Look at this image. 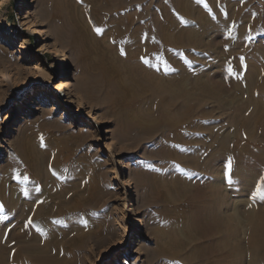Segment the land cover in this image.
Segmentation results:
<instances>
[{"label":"rangeland","instance_id":"1","mask_svg":"<svg viewBox=\"0 0 264 264\" xmlns=\"http://www.w3.org/2000/svg\"><path fill=\"white\" fill-rule=\"evenodd\" d=\"M180 6L195 28L200 10L247 22L238 36L230 21L229 47H173L159 39L178 40ZM113 66L122 90L107 83ZM136 69L179 74L200 100L179 116L171 93L132 94ZM29 138L49 151L23 172ZM1 189L0 264H41L28 239L43 264H248L250 212L264 210V0H0Z\"/></svg>","mask_w":264,"mask_h":264},{"label":"bare ground","instance_id":"2","mask_svg":"<svg viewBox=\"0 0 264 264\" xmlns=\"http://www.w3.org/2000/svg\"><path fill=\"white\" fill-rule=\"evenodd\" d=\"M205 1V0H204ZM223 2H224V0H223ZM206 3V2H205ZM217 3V2H216ZM230 3H231V1H230ZM210 4V3H209ZM232 4H233V2H232ZM231 4V5H232ZM212 5V4H211ZM213 5H215L214 4V2H213ZM227 5L228 4H226V7H227ZM233 5H235V4H233ZM239 5H241V4H239ZM244 5V4H243ZM187 7V6H186ZM233 7H235V6H233ZM241 7V6H240ZM239 7V8H240ZM244 7V6H243ZM242 7V8H243ZM230 8H232V7H230ZM229 8V9H230ZM245 8V7H244ZM203 9V8H202ZM221 10V9H220ZM234 10V9H233ZM242 10V9H241ZM185 11H186V9H185ZM213 11V10H212ZM212 11H210V14H212V16L214 17H210V15H208V14H206V13H204V11H202V10H200V11H198V20L196 21L197 22V27L195 28L194 26L193 27H191L190 26V24H188V17H187V14L186 13H184V10L182 9V7L180 6V9H179V14L181 15V17L182 18H186V21H181V26L179 27V30H178V35H179V37H178V40L176 41V42H174V41H172L171 39H169V37H161L159 40L160 41H164V43L166 44V45H169V46H173V47H180V48H187V49H192V48H196V49H199V50H201L202 48H204L203 46H204V44L206 43H208V44H211V46H213V47H221V45L223 46H227V47H229L228 46V44H227V42L229 41V36H231L232 37V32L231 31H229L228 29H229V26H230V21L231 20H234L235 21V27H234V30L233 31H235L237 34H238V36H240V33L243 31L242 29H241V25H243V24H246V22H247V19H246V17L245 16H243V15H240L239 16V14L240 13H235V14H232V13H230V12H222V15L221 14H219V13H217V12H212ZM216 11V10H215ZM236 11V10H235ZM239 11V10H238ZM231 12H232V10H231ZM237 12V11H236ZM243 12V11H242ZM241 12V13H242ZM196 13V12H195ZM221 13V12H220ZM244 13V12H243ZM249 16H250V14H249ZM249 16H248V18H249ZM251 17V16H250ZM248 21H250V20H248ZM190 22H191V20H190ZM189 22V23H190ZM183 23V24H182ZM171 24H172V22H171ZM171 24H170V26H171ZM254 24V23H253ZM180 25V24H179ZM73 26V25H72ZM249 26V25H248ZM169 27V26H168ZM212 28L213 30H216V32H218V34H219V37H212L211 39H209V42H206V40H204V39H202V38H200V34H202L203 32H204V30H206V29H208V28ZM74 28L76 29V32H77V30H78V27L76 28L75 26H74ZM172 28H173V26H172ZM171 28V29H172ZM160 29V31L161 30H163L162 28H159ZM211 30V29H210ZM74 31V30H73ZM137 31V30H136ZM164 32H166L167 30H163ZM163 31H161V33L163 34ZM170 31V30H169ZM172 31V30H171ZM212 31V30H211ZM209 32V31H208ZM246 32V31H245ZM243 33V32H242ZM132 34H134V32L132 33ZM142 35H143V37H142ZM205 35V34H204ZM243 36V35H242ZM146 36H144V34H141L139 31L138 32H136L135 33V35H134V37H133V39H140V40H145L146 42H148L147 44H146V46H154L155 45V41L157 40H155V38L154 37H150L149 38V40H147L146 38H145ZM241 38H243V37H241ZM175 39V38H174ZM139 40V41H140ZM240 40V39H239ZM239 40H234V41H232L231 42V44L230 45H232L231 47H233V46H237L238 44H239ZM137 41V40H136ZM144 42V41H143ZM245 42V41H244ZM244 42H243V44H244ZM229 43V42H228ZM207 46V45H206ZM210 46V45H209ZM240 47V46H239ZM151 48V47H150ZM207 49V48H206ZM206 49H204V50H206ZM211 49V48H210ZM232 58V57H231ZM129 59V58H128ZM181 59V58H180ZM222 59V62L224 63L225 61H227L228 59H229V56L227 55V56H223V58H221ZM222 63V64H223ZM250 64H251V62H250ZM253 64V63H252ZM253 66V65H252ZM251 66V67H252ZM119 67V66H118ZM116 67L115 66H113L111 69H110V73L109 74H107L108 75V77H107V83L110 85V87H111V89H113V90H115V89H117V90H122V88H125V83H123V81L122 82H119L118 80H116V74H117V71H116V69H115ZM138 68V67H137ZM141 68V67H140ZM140 68H138V69H140ZM261 68V67H260ZM118 70H119V68H117ZM146 69V68H145ZM143 70V69H142ZM146 70H148V69H146ZM144 71L145 73L143 74V73H141L140 72V70H135L134 71V73H133V79H132V81H134V84H133V87H127L128 89H130V91L132 92V94L133 93H135V94H137V95H140V93L141 92H143V91H146V93H147V91H149L150 90V88H151V86H152V88H155V90H158V91H160V95L161 94H166V93H171V95H172V97H173V99L172 100H174V101H181L180 103H181V105H180V112H181V114H179V116H181L182 115V113L183 112H187V111H189L188 109L190 108V106H191V104L192 103H194L195 101H199L200 99H198L193 93H188V92H186V91H184V90H182V91H179L178 90V87L177 86H179L178 84H179V82H180V76H179V74H177V75H175V74H173L174 76H172V77H169V78H171L170 80H169V78L167 79V77L165 76H162V78L160 77L159 79L157 78V76H148V75H145V74H147L148 73V71ZM152 71V70H151ZM156 71V70H155ZM154 71V72H155ZM254 72V70L253 69H251V71H250V74H248V75H250V76H252V73ZM261 72V71H260ZM153 73V72H152ZM249 73V72H248ZM263 72H261L260 74H262ZM156 74H157V72H156ZM259 74V73H258ZM184 75V74H183ZM106 76V75H105ZM170 76V75H169ZM182 76V75H181ZM258 77V76H257ZM104 78V77H103ZM256 78V77H255ZM259 79H260V76H259ZM245 80V79H244ZM95 81V80H94ZM130 81V80H129ZM163 81H167V84H164V82ZM246 81V80H245ZM217 82V81H216ZM133 83V82H132ZM201 83V82H200ZM249 83V82H248ZM182 83H180V85H181ZM187 84V83H186ZM188 85V84H187ZM199 85V84H198ZM219 85V84H218ZM256 85H258V82H257V84ZM182 86V85H181ZM189 86V85H188ZM242 86H244V85H242ZM242 86H239L240 88L242 87ZM150 87V88H149ZM201 87H203L202 85H201ZM207 87V86H206ZM250 87V86H249ZM187 89H189V88H187ZM211 88H209V92L211 91L210 90ZM198 90V89H197ZM208 89H203V91L205 92H208L207 91ZM238 90V89H237ZM127 91V90H126ZM201 91V90H200ZM114 92V91H113ZM128 92V91H127ZM195 92V91H194ZM198 92V91H197ZM202 92V91H201ZM203 93V92H202ZM145 94V93H144ZM142 95V94H141ZM207 95V94H206ZM169 97V96H168ZM167 98V97H166ZM238 100H239V98H238ZM179 107V106H178ZM52 109V108H51ZM55 110V109H54ZM153 122V121H152ZM176 122V120H175V118H171V120H170V122L169 123H171V124H174ZM181 124V123H180ZM225 124V123H224ZM224 124L222 123H220V121H219V124L217 125V126H214V127H211V128H213V130H216V128H218V129H224L225 128V126H224ZM179 125V124H178ZM243 125H244V123H243ZM174 126V125H173ZM209 133H211V131H212V129H209ZM217 131V130H216ZM213 132V131H212ZM208 133V134H209ZM213 136V135H212ZM226 138H227V134H224L223 133V135L221 136V139L220 140H223V141H225L226 140ZM228 139H229V137H228ZM199 141V140H198ZM203 142V141H202ZM206 142V141H205ZM204 143V142H203ZM205 144V143H204ZM225 147V146H224ZM242 147V146H241ZM222 150V149H221ZM237 150V149H236ZM243 150V149H242ZM48 151H49V149L48 148H46V145H42V144H40L39 143V141H36V138H29V139H27L26 140V142H25V145H24V148H23V150L21 151V156H22V161H21V166H22V171L23 172H27L26 170H28V169H33V170H35V169H37V164L35 163V161H36V158L37 157H40L41 156V158L42 157H44L46 154H47V156H48ZM244 151V150H243ZM241 153V152H240ZM237 157V156H236ZM237 159H238V162L240 163V162H242L241 160H243L242 158H239V157H237ZM43 159H41V161H42ZM53 163H54V165L56 166V167H60V163H58V161H57V159H54L53 158ZM42 162H44V161H42ZM196 171H198V170H196ZM22 172V173H23ZM108 173H110L109 171H108ZM24 174V173H23ZM11 175V174H10ZM251 175V174H250ZM245 181H246V183H247V180L246 179H244ZM250 180V179H249ZM245 181H242L243 182V184H242V186H244V183H245ZM187 187V186H186ZM235 187H237V186H235ZM234 187V188H235ZM185 188V187H184ZM188 189V188H187ZM216 189H218V188H216ZM231 189H233V187L231 188ZM236 189V188H235ZM234 189V190H235ZM220 190H222V189H220ZM239 190V189H238ZM241 190V189H240ZM184 191V190H183ZM217 191V190H216ZM215 191V192H216ZM229 191V194H232V192H230V191H233V190H228ZM189 192H190V190H189ZM221 191H219V193H220ZM0 193H3V191H2V189L0 190ZM214 193V192H213ZM217 193H218V191H217ZM221 194V193H220ZM1 195V194H0ZM222 195H223V193H222ZM221 195V196H222ZM224 195H225V193H224ZM224 195H223V197H224ZM227 195V194H226ZM233 195V194H232ZM218 196V195H217ZM221 196H220V199H221ZM229 198V197H228ZM260 199V198H259ZM226 200V199H225ZM262 201V200H261ZM221 202V201H220ZM227 202V201H226ZM221 204V203H220ZM227 204V203H226ZM71 205V204H70ZM223 206V205H222ZM221 206V207H222ZM228 206V205H227ZM227 206H225V207H227ZM72 208L71 209H69V211L67 212V214L68 213H70V214H72V212L73 211H75L76 210V208L78 207V204H74V205H72L71 206ZM250 207V206H249ZM257 209V208H256ZM262 209V208H261ZM66 210H68V209H66ZM221 210V209H220ZM249 210V209H248ZM262 211V210H261ZM261 211H258L257 212V210L255 211H251L250 213H251V215H250V220H251V224L252 225H250L251 226V236H250V238H249V249H250V251H248V252H250V258L249 259H251V261H249L248 262V264H264V210H263V212H261ZM18 213V212H17ZM21 213V212H20ZM60 213H62V210H60ZM19 214V213H18ZM18 214H16V216H18ZM229 214V213H228ZM20 215V214H19ZM216 219V218H215ZM218 219V218H217ZM235 220V222H239V218L237 217V218H234ZM217 221V220H216ZM141 224H142V222H141V220L138 218V220H137V223H136V227L137 228H139L140 226H141ZM224 225V224H223ZM228 225V224H227ZM232 225V224H231ZM234 227H229V229H228V231H229V237L230 238H232V240L233 239H235L236 237H235V230L233 229ZM34 236V235H33ZM34 238H36L35 236L33 237V239ZM41 238V237H40ZM21 239V238H20ZM238 239V238H237ZM35 240V239H34ZM40 240V239H39ZM231 240V241H232ZM235 241V240H234ZM29 242H31V240H29L28 239V241L27 240H19L18 241V243L20 244V248L22 249V250H28V251H23V252H26V253H28V252H32L33 253V255L31 256V258L32 259H34V260H39L38 262H41V264H43V261H41V258L39 257L40 255H44L43 254V252H44V247H43V245H42V243L39 241V243L37 242V239L34 241L35 243H33V244H36L34 247H30L29 245H28V243ZM37 242V243H36ZM2 243V242H1ZM32 243V242H31ZM32 244V245H33ZM224 244H226V242H224ZM224 244H223V247H226V246H224ZM232 244V243H231ZM230 244V245H231ZM229 246V245H228ZM234 246V245H233ZM30 247V248H29ZM235 247L236 246H234L233 248H231L232 249V254L234 255H236V257H237V259L240 261V259H242V258H244V256H246L245 254H246V251L244 250V249H242L240 246L238 247V248H236L235 249ZM4 248H3V246L0 244V250H3ZM230 250V249H229ZM237 252V253H236ZM247 252V253H248ZM3 253V252H2ZM31 253V254H32ZM35 254V255H34ZM261 256V257H260ZM260 257V258H259ZM261 260H259V259ZM43 260V259H42ZM44 260H45V258H44Z\"/></svg>","mask_w":264,"mask_h":264},{"label":"snow or ice","instance_id":"3","mask_svg":"<svg viewBox=\"0 0 264 264\" xmlns=\"http://www.w3.org/2000/svg\"><path fill=\"white\" fill-rule=\"evenodd\" d=\"M196 2H197V3H203L204 0H196ZM205 7L207 8V4H206V3H205ZM213 18H214V17H213ZM95 31L97 32V34H100L102 30L99 29V28H97V29H95ZM121 55H124V52H123V51H121ZM242 59H243V58H242ZM141 60H142V62H143L145 65H149V66H151V65L149 64V61H148L147 59H145V58L142 57ZM166 70H167V69H166ZM228 167H229V170H230V169H231V165H229ZM36 191H39V188H37ZM25 195H27V193H25ZM28 223L31 224L32 221L29 220Z\"/></svg>","mask_w":264,"mask_h":264}]
</instances>
